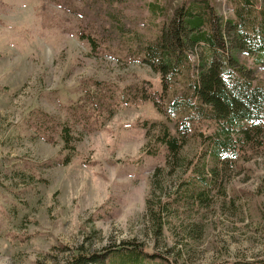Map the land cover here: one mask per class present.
I'll return each instance as SVG.
<instances>
[{
  "label": "rangeland",
  "instance_id": "rangeland-1",
  "mask_svg": "<svg viewBox=\"0 0 264 264\" xmlns=\"http://www.w3.org/2000/svg\"><path fill=\"white\" fill-rule=\"evenodd\" d=\"M91 1L0 0V264H54L62 247L95 252L131 241L170 264L264 257V130L249 133L251 145L231 146L230 165L203 169L198 155L221 138L215 124L192 107L168 120L140 102L141 92L151 94L166 109L159 75L131 55L134 43L99 34L87 42L98 28ZM183 1L119 0L113 8L148 43ZM211 1L232 16L225 0ZM150 3L163 15L151 16ZM239 60L264 86V68ZM190 115L193 135L176 158L163 148L147 156L156 135H176V122ZM63 126L73 150L64 149ZM193 172L216 181L202 202L203 187L188 192Z\"/></svg>",
  "mask_w": 264,
  "mask_h": 264
},
{
  "label": "trees",
  "instance_id": "trees-1",
  "mask_svg": "<svg viewBox=\"0 0 264 264\" xmlns=\"http://www.w3.org/2000/svg\"><path fill=\"white\" fill-rule=\"evenodd\" d=\"M118 2L93 0L88 3L87 13H92L90 21L98 28H95L96 35L91 32L85 37L87 42L99 34L100 38L117 44L121 42L125 45L126 41L134 43L131 55L139 56L144 65L159 75V98L167 107L165 109L162 104L160 107L155 97L147 93L141 92L139 101L151 102L156 111L168 120L170 114L192 107L197 117L215 124L221 137L214 138L204 146L197 163L203 169L207 161L230 165L234 153L231 146H235V142L251 145L253 142L249 133L255 131L261 136L264 130V86L253 83L254 72L239 60V55H246L256 68H264V2L225 0L232 16L224 19L211 0H184L173 10L155 40L148 43L131 32L126 20L114 10L113 4ZM148 9L153 17L163 15L165 10L157 3H150ZM178 90L179 98L173 101L169 99ZM192 118L190 115L176 122V135L171 136L166 130L156 135L147 156L163 148L167 160L176 158L193 135L190 130ZM233 133L241 134L236 141L233 140ZM60 137L64 149L73 150V137L67 127H61ZM68 162V157H65L62 163ZM213 169L216 174L215 167ZM193 174L188 192L196 186L203 187L196 195L197 201L202 202L205 196L203 190L211 184L216 186V181L199 176L196 172ZM160 210L154 213L156 233L163 229L160 215L164 212ZM143 248L135 241L107 246L95 252H90L84 245L72 249L62 247L59 249L61 259L54 264H170L159 255L147 254ZM227 264H264V257L249 261L235 260Z\"/></svg>",
  "mask_w": 264,
  "mask_h": 264
}]
</instances>
